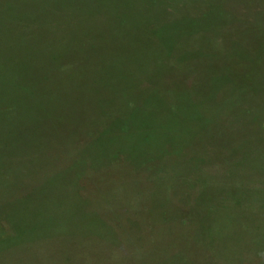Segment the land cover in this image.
Segmentation results:
<instances>
[{
  "label": "rangeland",
  "instance_id": "rangeland-1",
  "mask_svg": "<svg viewBox=\"0 0 264 264\" xmlns=\"http://www.w3.org/2000/svg\"><path fill=\"white\" fill-rule=\"evenodd\" d=\"M145 2L159 58L122 51L86 85L55 75L44 103L3 94L21 72L0 54V264H242L230 251L264 248V0ZM201 198L218 216L205 252Z\"/></svg>",
  "mask_w": 264,
  "mask_h": 264
},
{
  "label": "trees",
  "instance_id": "trees-1",
  "mask_svg": "<svg viewBox=\"0 0 264 264\" xmlns=\"http://www.w3.org/2000/svg\"><path fill=\"white\" fill-rule=\"evenodd\" d=\"M156 1L153 0L152 3L156 4ZM22 2L24 4L17 2L15 6L0 10V54L7 57V64L9 59L15 57L19 63L17 69L21 72L20 74L16 71L17 79L13 81L10 67L7 68L6 80H8L3 94H8L11 89L28 92V95L31 92L35 98L42 99L44 103V99L48 97L46 92L49 88L48 82L55 75L63 80H67L71 75H80L82 84L86 85L88 77L89 79L95 76L111 78V74L103 73L102 70L108 68L109 62L106 64L105 61L109 56L116 58L122 51L133 55H145L148 60L160 56L161 48L153 47V42L148 36L155 29L148 28L149 17L144 10L147 9L149 2L145 0L96 1L98 4L107 3L105 5H95L92 0H21ZM203 2L206 4L201 7L211 8L222 5L221 0L219 2L203 0ZM124 6L129 7L128 12L121 10ZM76 18L80 19L79 27H83L80 35L74 34L72 30ZM263 19L264 17L259 19L260 23ZM255 21L256 24L252 22L253 26L259 25L258 19ZM105 26H108V32L102 28ZM128 31L130 37L126 35ZM76 36H80L81 40L78 44H72L71 39ZM180 56H177L178 61ZM83 57L88 60L95 59L97 63L83 61ZM87 88L85 87V93ZM4 104L5 109H11L9 101ZM78 116L79 114L75 112L73 119ZM97 124H90L88 130L91 127L96 128ZM8 130L13 132L8 128L7 133ZM95 132L96 129L91 133ZM8 147L6 143L4 148ZM96 161H99V157L94 159V163ZM202 200L203 198L200 202L201 207L197 208L193 219L198 226L193 240L197 243L195 249L200 248L205 252V249L199 245L209 241L205 240L206 237H201L203 234L198 233L205 230V224L210 222V219L218 216H209L215 212L211 207H204L208 211V215H205L206 211H202L204 209V200ZM149 214V222L156 223L157 215L154 216L151 212ZM259 228L264 231V224L258 226V230ZM262 244L264 247V242ZM230 252L235 253L236 259L242 261V264L251 262L249 261L252 259L251 255L244 256L246 251L242 248ZM252 260L254 264L258 262L264 264V248Z\"/></svg>",
  "mask_w": 264,
  "mask_h": 264
}]
</instances>
